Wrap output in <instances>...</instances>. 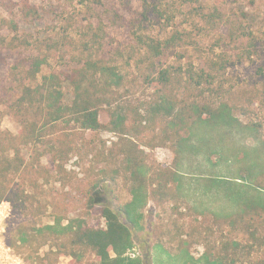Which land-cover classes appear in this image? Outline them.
I'll list each match as a JSON object with an SVG mask.
<instances>
[{"label":"trees","instance_id":"1","mask_svg":"<svg viewBox=\"0 0 264 264\" xmlns=\"http://www.w3.org/2000/svg\"><path fill=\"white\" fill-rule=\"evenodd\" d=\"M43 1L0 0L13 86L0 84V117L19 126L0 130L6 245L25 264H264V33L216 0H64L62 32L34 35L54 9ZM152 21L170 30L153 35ZM245 63L253 76H230ZM149 202L155 244L139 257Z\"/></svg>","mask_w":264,"mask_h":264},{"label":"rangeland","instance_id":"2","mask_svg":"<svg viewBox=\"0 0 264 264\" xmlns=\"http://www.w3.org/2000/svg\"><path fill=\"white\" fill-rule=\"evenodd\" d=\"M218 4H226L230 9L232 8L233 10H241L244 11L246 14H248L249 17V27L257 33V35L260 37L262 36V32L264 33V0H216ZM37 4L45 5L47 2H44L43 0H34ZM49 3L53 5L54 9L52 12L49 11L47 15H45L42 20H40L38 23L33 26V28H30V32L34 35H39V34H51L53 36H56L60 32H62V29L64 28L62 22L59 23V12H60V7H62V4L65 3L64 0H51ZM136 6V4H135ZM48 8V7H47ZM48 10V9H47ZM188 9H184V12H188ZM0 15L6 17H10L9 13L6 11H3L0 8ZM183 18H180L177 20V23L182 21ZM154 20V19H152ZM184 28L190 29L188 24L183 25ZM165 27L157 22V21H152L150 24L147 25V32L153 34V35H163L167 33L170 29H167L165 31ZM253 31V32H254ZM127 34L125 32L123 35ZM123 38V37H122ZM195 42L198 43V45L201 48H206L208 45H211L212 42H208V40L205 41H199V37L196 38ZM207 44V45H205ZM264 50V49H263ZM60 64H64V62L60 61ZM256 66L252 63H245L241 66H237L233 69L229 70L230 76L234 77H239L240 80H248L253 74L255 73ZM0 84L2 86V82L5 85L7 89L8 96L13 94V86L9 85V80L7 78V72L6 69L0 68ZM65 92L67 94V97L69 98V91L68 88L66 87ZM256 121H261L264 120V108L260 111H258L256 116H253ZM100 120L102 123H105L107 121V117L105 113L101 114ZM0 130L3 131H9L14 135H17L19 132V126L16 123V121L11 118L10 116H7L6 114H3L0 117ZM260 138L264 137V131L262 130L259 135ZM102 137L105 140H112L113 135L111 134H103ZM25 151V150H24ZM26 152V151H25ZM150 157L152 160L164 164V165H169L172 162L173 155L172 153L167 150V149H156L150 153ZM44 164L49 165L48 160H43ZM84 167L86 168L91 164L89 159L87 161L83 162ZM82 164V165H83ZM68 168L74 171H79L77 166V161L74 159L69 162ZM81 172V171H80ZM57 188V187H56ZM54 188V189H56ZM52 188L47 189L48 195L50 193H56L55 190H51ZM55 195V194H54ZM156 214V210L154 205L149 202L146 208L143 210V219L140 221V228L136 230H132L133 234V240H134V248H133V254L135 256L139 257H145L147 254V250L152 252V248L155 244L153 235H151L152 227H153V222H154V216ZM42 223H47L49 222V218L43 217ZM11 221V218L8 219V222ZM46 250V249H44ZM43 250V251H44ZM202 253V248L200 246H195L191 249V254L194 257L200 256ZM153 260L152 264H157L156 261ZM68 259L66 258H60L58 264H67Z\"/></svg>","mask_w":264,"mask_h":264},{"label":"built area","instance_id":"3","mask_svg":"<svg viewBox=\"0 0 264 264\" xmlns=\"http://www.w3.org/2000/svg\"><path fill=\"white\" fill-rule=\"evenodd\" d=\"M11 215V206L8 202H0V264H25L24 260L16 255L5 243L6 223Z\"/></svg>","mask_w":264,"mask_h":264}]
</instances>
